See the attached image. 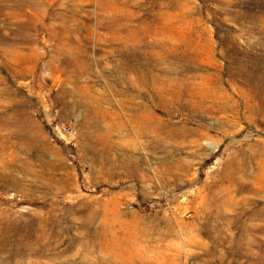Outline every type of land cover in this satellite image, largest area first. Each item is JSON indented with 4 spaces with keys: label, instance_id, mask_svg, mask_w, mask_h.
I'll return each instance as SVG.
<instances>
[{
    "label": "rangeland",
    "instance_id": "rangeland-1",
    "mask_svg": "<svg viewBox=\"0 0 264 264\" xmlns=\"http://www.w3.org/2000/svg\"><path fill=\"white\" fill-rule=\"evenodd\" d=\"M263 92L264 0H0V264H264Z\"/></svg>",
    "mask_w": 264,
    "mask_h": 264
},
{
    "label": "bare ground",
    "instance_id": "bare-ground-1",
    "mask_svg": "<svg viewBox=\"0 0 264 264\" xmlns=\"http://www.w3.org/2000/svg\"><path fill=\"white\" fill-rule=\"evenodd\" d=\"M264 93V92H263ZM264 95V94H263ZM261 98H262V96H261ZM261 102H262V99H261ZM1 131V130H0ZM3 138V137H2Z\"/></svg>",
    "mask_w": 264,
    "mask_h": 264
}]
</instances>
